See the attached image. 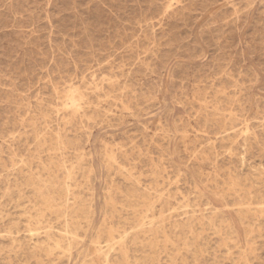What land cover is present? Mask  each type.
I'll list each match as a JSON object with an SVG mask.
<instances>
[{
	"label": "rangeland",
	"instance_id": "374dc122",
	"mask_svg": "<svg viewBox=\"0 0 264 264\" xmlns=\"http://www.w3.org/2000/svg\"><path fill=\"white\" fill-rule=\"evenodd\" d=\"M0 264H264V0H0Z\"/></svg>",
	"mask_w": 264,
	"mask_h": 264
},
{
	"label": "bare ground",
	"instance_id": "6f19581e",
	"mask_svg": "<svg viewBox=\"0 0 264 264\" xmlns=\"http://www.w3.org/2000/svg\"><path fill=\"white\" fill-rule=\"evenodd\" d=\"M167 1V0H166ZM165 5H166V3H165ZM169 6V5H168ZM94 87H97V86H94ZM67 90V89H66ZM70 90V89H69ZM74 90H75V88H74ZM69 92V91H68ZM75 96V95H74ZM67 97V96H66ZM67 100V99H66ZM72 100V99H71ZM66 102V101H65ZM76 102V101H75ZM82 103V102H81ZM68 104V103H67ZM62 105V104H61ZM71 105V104H70ZM74 105V104H73ZM76 105H77V103H76ZM83 105V104H82ZM63 106V105H62ZM80 106V105H79ZM71 107H74V106H71ZM67 107L65 106L64 107V109H66ZM68 110H69V108H67ZM71 109V108H70ZM74 110V109H73ZM80 110V109H79ZM76 112V111H75ZM74 113V112H73ZM77 113V112H76ZM225 129V128H224ZM230 130V129H229ZM233 132V131H232ZM238 132V131H237ZM224 133V132H223ZM234 133V132H233ZM226 134V133H225ZM241 135V134H240ZM244 135V134H243ZM232 136H233V134H232ZM222 191V190H221ZM43 199H45L44 197H43ZM46 200V199H45ZM44 200V201H45ZM248 204V203H247ZM258 204V203H257ZM83 209V208H82ZM256 209V208H255ZM260 209H261V207H260ZM259 210V209H258ZM260 211V210H259ZM145 218V217H144ZM74 221V220H73ZM134 230V229H133ZM30 231V230H29ZM34 231V230H33ZM111 243V242H110ZM72 246V245H71ZM96 246V245H95ZM109 246V245H108ZM99 247V246H98ZM110 249V248H109ZM101 251V250H100ZM98 253V252H97ZM97 256H98V254H97ZM100 256H101V253H100ZM244 257V256H243Z\"/></svg>",
	"mask_w": 264,
	"mask_h": 264
}]
</instances>
